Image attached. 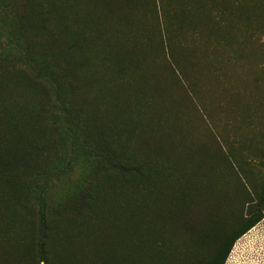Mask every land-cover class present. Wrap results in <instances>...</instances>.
Here are the masks:
<instances>
[{"label":"rangeland","instance_id":"374dc122","mask_svg":"<svg viewBox=\"0 0 264 264\" xmlns=\"http://www.w3.org/2000/svg\"><path fill=\"white\" fill-rule=\"evenodd\" d=\"M256 209L264 0H0V264H207Z\"/></svg>","mask_w":264,"mask_h":264},{"label":"trees","instance_id":"16d2710c","mask_svg":"<svg viewBox=\"0 0 264 264\" xmlns=\"http://www.w3.org/2000/svg\"><path fill=\"white\" fill-rule=\"evenodd\" d=\"M57 89H59V87L57 85L56 86L54 85L51 92L53 96L56 94ZM70 89L74 90L72 87H70ZM263 218L264 217L260 215L258 209L254 210V212L246 220L243 228L240 231L236 232L233 236H231L207 264H225L235 242L239 240L242 236H244L248 231H250L254 226H256ZM39 220H40L39 222L40 241L38 243V254L40 259L43 260V247H44L43 240L45 238L44 217L41 216Z\"/></svg>","mask_w":264,"mask_h":264}]
</instances>
